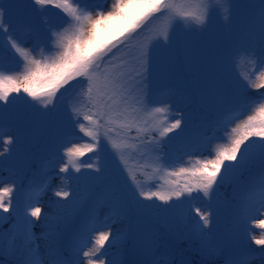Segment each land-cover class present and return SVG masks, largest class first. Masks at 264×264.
Masks as SVG:
<instances>
[{
  "label": "snow or ice",
  "instance_id": "snow-or-ice-1",
  "mask_svg": "<svg viewBox=\"0 0 264 264\" xmlns=\"http://www.w3.org/2000/svg\"><path fill=\"white\" fill-rule=\"evenodd\" d=\"M50 7L63 13L58 22L46 18ZM249 7L253 22L246 29L228 42H218L209 33L201 46L211 48L221 60L241 57L254 67L264 65V0H256ZM214 11L211 0H0V102H3L0 124L7 119L23 125L65 121L71 125L72 139L61 143L62 155L57 153L62 161L61 173L73 169L79 173L82 168L101 173L100 152L110 147L112 196L121 212L126 205L143 207L146 201L155 205L158 200L171 207L201 195L210 205L216 192L214 186L238 177L258 161L259 199L245 198L235 216L237 229L251 232L250 222H256L255 216L264 209V94L252 98L248 93L252 88H264V82H256L264 81V71L255 80V73L241 74L235 81L224 78L217 85L220 96L234 98L233 107L226 118L216 122L214 134L205 140V151L211 158H197L189 167H176V161L169 158L167 151L173 138L185 131L183 116L173 115L170 96L155 99L150 88L154 73L182 59L181 52L172 46L176 29L196 24L206 30ZM226 11L225 19L231 20V7ZM256 17L258 27L254 23ZM184 51L187 53L189 49ZM6 55L16 60L15 69L5 67ZM17 101L23 102L19 109ZM9 105L13 106L12 110ZM58 105L63 106L62 111ZM77 128L91 140L83 149L67 146L79 138L75 133ZM0 140L8 146L16 143V137L2 128ZM213 141L220 142L213 146ZM129 148L141 159L156 165V173L185 179H173L167 185L158 177L142 182L137 179V175L144 174L139 168L151 165L130 166ZM10 152L11 147H6L0 156ZM85 152L93 153L95 161L80 160ZM117 173H127V178L133 181L130 193L120 188ZM48 186L47 180H43L26 193L23 227L10 240L12 251L20 256V264H82L80 252L88 258L87 264H95L93 258L104 264L100 257L107 255V250L101 252V249L106 242L110 248L115 247L117 237L112 231L113 224L108 222L112 217L105 216L103 221L99 217L103 204L89 210L74 234L70 258H65L61 233L55 229L43 233V238L50 241L45 261L37 244L39 238L31 228L35 223L32 218L41 216V208L35 205L40 203ZM12 193L11 185L0 188V209L4 212H9L12 200L5 203V199ZM55 195L68 197L69 193L59 190ZM195 214V234L202 241L206 256H222L223 264H250V251L235 243L230 235L212 236V213L197 207ZM257 226L264 228V220ZM99 228L108 231H98ZM93 232L97 233L94 238ZM18 237L22 238L19 247ZM128 239L132 259L112 260L109 264H168L164 259L155 261L145 257L141 242L134 236ZM251 239L256 245L264 246V234ZM89 242L92 247L84 251ZM4 243L0 235V250Z\"/></svg>",
  "mask_w": 264,
  "mask_h": 264
},
{
  "label": "trees",
  "instance_id": "trees-1",
  "mask_svg": "<svg viewBox=\"0 0 264 264\" xmlns=\"http://www.w3.org/2000/svg\"><path fill=\"white\" fill-rule=\"evenodd\" d=\"M243 1L251 5L256 4V0ZM229 7H231V5L227 4L223 7V10H227ZM256 7L258 8V5H256ZM62 16L63 13L60 9L51 7L46 14V18L52 22H58ZM249 16L251 19H246L247 16H245L237 23L234 29L230 31L231 35L225 36L227 41L243 29H246L249 23L253 22V13ZM37 23L39 24V20ZM254 23L258 27V17H256ZM39 27L42 28L43 25H39ZM181 47L182 43L178 48L182 56L179 65L189 79L191 74L189 89L193 90L195 93L192 94L193 101L190 121L198 127L203 125L201 133L209 137L214 134L216 122L226 118L229 114V111L223 115L214 111L212 112L208 103L211 102L210 98L217 92V85L224 78H227L229 81H235L238 78L233 71L235 57L221 60L218 65V68L222 69L220 72L212 65H207V68L204 69L202 67L204 60L200 57L198 59L200 63H192L190 61L191 55L183 53ZM206 48L204 49L205 51ZM185 56L186 58H184ZM217 59H219V56H216L213 62L215 63ZM3 62L8 69H15L17 67L16 60L10 55H6ZM189 65L196 66L194 70H200V74L203 76H199L197 71L189 68ZM260 71H264V65L253 66L249 75L255 73V75H253V80H255V76L259 75ZM253 89L255 88L251 90ZM259 92L260 90L258 93ZM13 95L16 94L14 93ZM21 95H23V93H21ZM2 103L3 102H0V104ZM21 106L22 104H19L17 101L16 108L19 109ZM12 107L11 105L9 110H12ZM58 108L61 109V111L63 110L62 105H58ZM4 121L7 126L3 131L12 135H14V129L12 128L17 127L18 129L20 125H23L19 122L9 121L7 119ZM62 123L63 122H49L47 124L34 123L32 125H24L26 131H32V134L28 133L29 138L23 144H19L17 140L14 144L18 145V150L23 158L22 167H26L22 177L18 178L17 176L16 183L12 182L11 185L18 190L20 202L12 205L16 197L11 195L9 198L5 199V203L8 202V199L12 200L9 212H4L3 209H0V235H2L5 240L2 250H0V264H20V256L18 253L12 251L10 240L11 237L17 235L23 227L21 217L25 210V205L28 203L26 193L43 180H47L49 186L47 191L41 196L40 203L35 205L41 208V216L39 218H32L35 223L31 231L39 238L37 244L39 245V250L44 256V259H48L47 252L50 241L49 239L43 238V233L49 232L50 229H55V231L61 233L62 246L65 249V258H70L73 255L72 246L74 234L79 229L82 222L86 220L89 210L99 204H103L104 207L99 213V217L101 221L104 220L105 216L112 217V220L108 222L113 224L112 231L117 237L114 241L115 247L110 248L106 242L104 248L101 249V252L107 250V255L100 257V259L104 261V264H109V261L112 260H131L132 248L128 238L132 236L141 242L143 255L153 260H155L154 257L159 253L168 264H223L222 256L211 258L206 256L202 241L195 234V208H197V197L190 202L185 201L182 204H175L171 207L165 205L164 202L156 200L155 205H153L151 201H146L143 207L126 205L125 211H120L116 200L112 196L113 186L111 175L113 158L108 155L111 152L110 147L100 152L98 164L103 169L101 173H95L94 170L84 168H82L79 173L74 169L67 173H61L60 163L62 161H59L57 153H59V155L63 154L64 148L60 147V145L64 140L72 139L70 134L73 132L71 125L63 123L61 127L60 125ZM75 133L79 138L73 139L72 144L67 145L68 147L76 145L83 149L86 144L91 143L90 138L87 137L85 133L80 132L78 128L75 129ZM132 135H135V131H133ZM36 138L38 139L34 141ZM0 142L3 143L2 140H0ZM219 142L220 141H213V146ZM183 145L180 139L175 145L169 144L167 149L169 158L176 161V167L181 165L189 167L191 164L195 163L197 158L201 160L211 158L208 155V151H205L203 155L185 152ZM2 147L3 145L0 144V148ZM128 152L132 154L129 157V164L133 168H137L142 164L151 165L150 167L139 168V172L144 174L137 175V179L142 182L147 183L154 177H158L160 182L167 185L170 180L179 179L183 181L185 179V177H170L162 172L156 173L154 171L156 165L151 164V161L141 159L138 153L132 148H129ZM80 160L85 163L94 162L95 156L91 152H85V154L80 157ZM5 161L6 159L0 156V162ZM227 163L229 162H226V164ZM260 170L261 165L256 161L238 177L228 182L220 183L218 186H214L216 187V192L211 200L213 199V203L217 204V208L216 211L214 210L216 222L215 229L212 230L213 237L217 236L214 231H217L219 235H224L227 231L234 229L236 213L241 202L245 198L255 196V200L257 199L259 189L256 187V177ZM117 175H119V186L122 191L130 193V186L133 185V181L127 178V173L123 175L117 173ZM32 176L35 178L33 185L31 182H28L29 178ZM59 190L67 191L69 196H56L55 193ZM145 190L149 189L146 188ZM249 202L254 203L255 201L250 200ZM169 204H171V202H169ZM19 207H22L20 211L15 210V208ZM209 208H211V206L206 207V209ZM261 216V220H264V209ZM255 227L258 226L255 225ZM98 231H108V229L99 228ZM260 232L261 237V235L264 234V228H261ZM96 234V232L91 233V237L94 238ZM154 237L164 239V243H158V246L154 243L155 247L149 252L148 245ZM21 245L22 238L18 237L17 247ZM90 247H92L91 242L84 248V251H87ZM256 250L259 256L255 258V264H264V246L257 245ZM79 256L82 264H87L88 258L81 256V252ZM97 256H99V253H97ZM93 259L95 260V264H100L99 259Z\"/></svg>",
  "mask_w": 264,
  "mask_h": 264
},
{
  "label": "rangeland",
  "instance_id": "rangeland-1",
  "mask_svg": "<svg viewBox=\"0 0 264 264\" xmlns=\"http://www.w3.org/2000/svg\"><path fill=\"white\" fill-rule=\"evenodd\" d=\"M212 5L215 7V11L213 13L212 19L210 20L207 29H203L201 26L192 24L190 26H182L176 29V32L174 33L172 37V46L175 48H179V45L182 43V51L185 53V48L189 49L188 52L185 53L187 55H191L190 61L194 64L200 63L198 60L199 57L204 60V63L202 67L205 69L207 68V65H212L214 68L219 70L220 72L222 69L218 68V65L221 61L220 57L219 59L214 61V58L217 56L215 52L211 48H206L201 46V42L203 41L204 37L211 33L218 42H226L227 38L225 36H230L231 32L234 27L237 25V23L242 20L245 16H247L246 19H251L249 15L253 13L252 8L249 7L251 4L244 3L243 1L237 0H211ZM224 4H230L231 5V20L225 19V16L228 14L227 11L224 9ZM225 40V41H224ZM228 42V41H227ZM206 48V51L204 50ZM179 50V49H178ZM254 65L251 63H245L244 59L241 57H235L233 62V71L236 74L237 77L243 75H249L252 67ZM189 68L194 70L196 66L189 65ZM197 71L199 76H203L200 74V70H194ZM191 80V74L190 79L184 74V71L181 69L179 62L174 63L173 65L164 68L163 70L156 72L153 74V76L150 79V88L152 91L153 98L155 99H161L165 97H171L170 103L173 105L172 107V113L176 118H180L183 116L182 123L184 125L185 131L184 133L180 134L181 137H174L173 140L170 142V144L175 145L177 140L184 141L183 144L187 148L188 153H198L205 152L206 144L205 140L206 138L201 135V129L202 126H196L191 123V106L193 101L192 94H195L193 90L189 89V81ZM262 92L264 91V88L259 89ZM258 89L249 90V97L255 96L260 93ZM233 97H222L218 94V92H215V95L211 97L212 104L211 108L214 112L219 114H225L227 111H229L233 107ZM19 104H23L22 101H18ZM208 103V98H207ZM9 109L11 105L8 106ZM169 120H171V117H169ZM3 123H5L3 121ZM63 123H66L63 122ZM63 123L60 125L62 127ZM67 124V123H66ZM14 129V135L16 137V140L19 144H23L26 142L29 138L28 133L32 134V131L27 132L26 127L24 125H20V127L17 129ZM179 131V130H177ZM172 135V133H169ZM38 138H36L34 141H36ZM0 144L3 145L2 148H0V153L4 152V149L6 147H11L10 153H5L2 155L6 161L0 162V180L3 181V183H0V188L6 187L8 185H12V182L16 183V177L18 178L22 177L25 171V167H22V156L20 155V151L18 150V145H12L8 146L0 142ZM187 158V157H186ZM12 168V169H11ZM50 172V170H49ZM35 181V178L32 176L29 178L28 182H31L33 185V182ZM12 196L16 197V200L13 202L12 205L20 202V194L17 192L15 188H13ZM196 199V198H195ZM193 199V200H195ZM259 199V196L256 200ZM213 200V199H212ZM211 200V203L209 205V202L207 198H203L202 195L200 197H197L196 201V207L201 208L202 211H208L212 213L213 217V224H212V230L214 229L215 222H216V208L217 204H214ZM21 204V203H20ZM211 206V208L206 209V207ZM258 207V205H257ZM22 207L15 208V210L20 211ZM215 210V211H214ZM260 214L255 216L256 222H250V227L252 229L251 232H246L243 229H237L236 225L234 227L235 232L232 233L231 237L235 241V243L239 244L243 248L250 251V264H255V258L259 256V253L255 250L256 244L254 240L251 239V236H255L256 238L260 237V227H255L256 224L261 220L262 216V209L259 210ZM228 232V231H227ZM219 236V234H217ZM158 246L157 244L164 243V239H161L160 237H154L150 243H149V252H151V249ZM153 243V244H151ZM80 255V254H79ZM81 256H83V253L81 252ZM155 261H160L163 259L161 254H157L155 257ZM47 261V259H45Z\"/></svg>",
  "mask_w": 264,
  "mask_h": 264
}]
</instances>
